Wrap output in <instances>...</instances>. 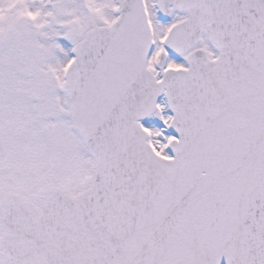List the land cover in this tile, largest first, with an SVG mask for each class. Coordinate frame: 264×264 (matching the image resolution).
<instances>
[{"label": "snow or ice", "instance_id": "snow-or-ice-1", "mask_svg": "<svg viewBox=\"0 0 264 264\" xmlns=\"http://www.w3.org/2000/svg\"><path fill=\"white\" fill-rule=\"evenodd\" d=\"M0 264H264V0H0Z\"/></svg>", "mask_w": 264, "mask_h": 264}]
</instances>
